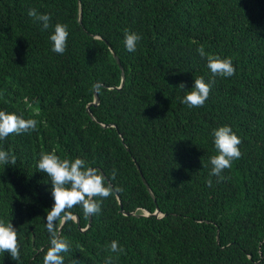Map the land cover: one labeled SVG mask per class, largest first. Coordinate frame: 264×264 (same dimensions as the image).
I'll return each mask as SVG.
<instances>
[{
  "label": "trees",
  "instance_id": "1",
  "mask_svg": "<svg viewBox=\"0 0 264 264\" xmlns=\"http://www.w3.org/2000/svg\"><path fill=\"white\" fill-rule=\"evenodd\" d=\"M29 8L68 25L63 54ZM126 29L142 37L134 52ZM209 57H230L235 73L214 75ZM198 77L212 87L189 107L179 85ZM0 109L37 120L0 141L16 156L0 166V219L17 228L20 248L18 261L0 252V264H44L54 199L37 161L51 151L84 159L113 189L94 198L101 211L88 231L79 205L54 222L71 244L63 264H264V0H0ZM224 124L242 155L221 179L209 158ZM157 210L165 217L143 216Z\"/></svg>",
  "mask_w": 264,
  "mask_h": 264
},
{
  "label": "clouds",
  "instance_id": "2",
  "mask_svg": "<svg viewBox=\"0 0 264 264\" xmlns=\"http://www.w3.org/2000/svg\"><path fill=\"white\" fill-rule=\"evenodd\" d=\"M28 15L37 22H42L43 30L52 29L48 35L51 51L63 54L66 51L69 37L68 25L59 22L52 25L50 15L46 12L41 13L36 8H29ZM141 38L139 33L126 29L123 43L127 51H136ZM199 53L201 56L205 55L203 47L199 49ZM207 67L211 73L222 77H230L236 71L230 57H209ZM179 87L190 89L182 96L181 102L189 107H197L202 106L209 97L212 82L198 77L194 79L191 88H186L183 83ZM36 127V119H25L22 114L0 109V141L7 138L10 133L19 134L35 130ZM211 136L216 152L209 158L212 166L210 175L222 179L224 169L231 168L232 162L238 160L242 155L239 147L241 139L228 124L214 128ZM15 163L16 156L10 150L0 147V166L14 165ZM37 168L49 177L51 194L54 199L52 207L46 213L47 229L51 233V239L49 250L44 256V264H63L64 257L61 253L68 252L71 244L68 240L58 236L54 222L65 209H70L74 205L81 206L86 215L100 213L101 202L94 198H106L112 194L113 189L105 182L104 175L97 168L88 166L85 160L80 157L62 159L55 151L41 152ZM211 183L212 181L209 179L208 184L211 185ZM110 247L112 252L122 251L118 248L116 241H112ZM4 251H7L13 260L18 261L20 248L17 240V228L11 221L0 219V252ZM112 259L111 256L105 258L104 264H112Z\"/></svg>",
  "mask_w": 264,
  "mask_h": 264
},
{
  "label": "water",
  "instance_id": "3",
  "mask_svg": "<svg viewBox=\"0 0 264 264\" xmlns=\"http://www.w3.org/2000/svg\"><path fill=\"white\" fill-rule=\"evenodd\" d=\"M82 20H83V15H82V13H81V14H80V23H82ZM116 59H117L118 64H119V65L121 66V68H122L121 62H120V60L118 59V57H116ZM122 69H123V68H122ZM125 83H126V78H125V74L123 73V81H122V85H121V87H119V88H117V89L121 90V89L125 86ZM113 89H115V88H113ZM99 104H100V97H99V95H98V89L96 88V89H95V101H94L91 105L88 106V110L90 111L91 106L98 107ZM90 116H91L93 119H95V117L93 116V114H92L91 112H90ZM111 126H112V125L107 126V127H111ZM104 127H106V126H104ZM138 168H140V167H138ZM104 176L106 177L105 174H104ZM142 178H143V181H144L145 185L148 187V190H149L150 194H151L153 197H155V196H154V193H153V191H152V189L150 188V186H149V184H148V182H147V180H146V178H145L143 175H142ZM155 201H156V200H155ZM120 205H121V207H123V204L121 203V200H120ZM124 213H125V215H127V216H138V217H143V216H145V217H152V216H154V217H165V215H162V213L160 212V210H157V212L154 213V214H150V213L146 212V214H144L143 216H142V215H137L136 213H131V214H130V213H127V212H124ZM92 216H93V215H90V217H91V219H90V226H89L87 229L83 230V232L88 231V229L91 227V223H92V220H93V219H92ZM76 219H77V223L79 224V223H80V219H79V217L77 216ZM66 222H67V219L64 220L63 226L66 224ZM61 232H62V228H61L60 231H59V237H60ZM218 240H219V236H218Z\"/></svg>",
  "mask_w": 264,
  "mask_h": 264
}]
</instances>
